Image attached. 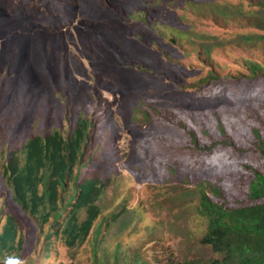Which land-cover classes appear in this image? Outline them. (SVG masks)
<instances>
[{
  "label": "rangeland",
  "instance_id": "obj_1",
  "mask_svg": "<svg viewBox=\"0 0 264 264\" xmlns=\"http://www.w3.org/2000/svg\"><path fill=\"white\" fill-rule=\"evenodd\" d=\"M251 1L0 0V227L15 218L25 252L18 264H93L92 235L74 250L55 242L43 252L36 224L1 180L4 153L32 135L65 137L79 117L97 121L114 144L94 163L110 179L101 203L106 252L120 242L149 264L219 258L200 244L206 222L195 190L210 180L229 206L252 204L238 162L256 154L197 149L181 126L189 112L264 106V71L246 65L264 68V42L247 39L262 34L247 16ZM209 71L218 77L207 89Z\"/></svg>",
  "mask_w": 264,
  "mask_h": 264
},
{
  "label": "trees",
  "instance_id": "obj_2",
  "mask_svg": "<svg viewBox=\"0 0 264 264\" xmlns=\"http://www.w3.org/2000/svg\"><path fill=\"white\" fill-rule=\"evenodd\" d=\"M251 6L255 11L247 16L252 19V27L262 34L247 39L264 42V0H252ZM246 65L252 74L264 71L257 63ZM216 77L218 74L209 71L201 84ZM205 87L209 89L210 84ZM201 95H207V91ZM221 109L186 113L181 127L197 149L200 142L208 148L228 145L237 152L246 149L256 154L238 162L239 169L250 175L247 197L252 204L229 206L224 189L210 180L197 186L194 194L198 197L197 211L206 222L200 244L218 255L212 264H264V134L260 131L264 106ZM99 125L93 119L79 117L65 137L57 131L30 136L20 147L4 153L2 183L11 192L13 201L36 224L43 252L48 254L55 242L74 250L92 235L93 264H149L138 252L123 248L120 242L111 253L103 246L102 228L108 223L102 216L101 203L110 179L102 177L94 163L103 161L105 149L113 148L114 144L95 131L94 127ZM240 131L248 132L242 142L237 137ZM214 134L216 140H212ZM208 191L222 201L214 202ZM125 212L119 211L112 221L117 222ZM24 253V239L18 234L17 222L8 215L0 227V264H18Z\"/></svg>",
  "mask_w": 264,
  "mask_h": 264
}]
</instances>
